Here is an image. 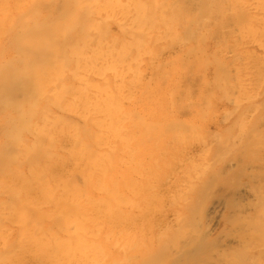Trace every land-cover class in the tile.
Listing matches in <instances>:
<instances>
[{"label":"rangeland","instance_id":"rangeland-1","mask_svg":"<svg viewBox=\"0 0 264 264\" xmlns=\"http://www.w3.org/2000/svg\"><path fill=\"white\" fill-rule=\"evenodd\" d=\"M191 1L170 33L115 45L116 264H264V0Z\"/></svg>","mask_w":264,"mask_h":264},{"label":"bare ground","instance_id":"bare-ground-1","mask_svg":"<svg viewBox=\"0 0 264 264\" xmlns=\"http://www.w3.org/2000/svg\"><path fill=\"white\" fill-rule=\"evenodd\" d=\"M144 1L0 0V264L120 261L115 164L132 149L115 45L170 33L190 0Z\"/></svg>","mask_w":264,"mask_h":264}]
</instances>
